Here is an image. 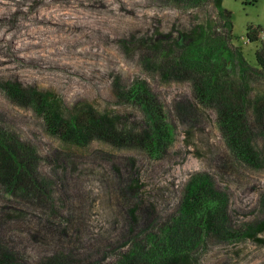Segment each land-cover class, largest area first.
I'll use <instances>...</instances> for the list:
<instances>
[{
    "label": "rangeland",
    "instance_id": "374dc122",
    "mask_svg": "<svg viewBox=\"0 0 264 264\" xmlns=\"http://www.w3.org/2000/svg\"><path fill=\"white\" fill-rule=\"evenodd\" d=\"M223 7L231 13L234 35L225 47L236 59L255 64L257 49L264 47V0H226ZM207 21L218 37L227 34L213 4L0 0V125L33 144L40 170L51 183V199L38 205L18 200L0 186V214L16 209L31 213L26 221L7 222L0 233L20 253L27 248L23 264H37L63 249L76 251L79 264L114 260L117 247L132 244L129 231L136 226L127 213L135 203L140 206V227L146 219L156 226L172 223L187 183L202 173L216 176V188L226 198V232H204L192 251V264H264V232L246 231L264 220V162L248 165L236 159L226 145L216 105L198 97L195 76L171 67L163 73L152 59L158 43L175 46L172 59L196 50L200 46L192 31ZM211 65L239 80L237 60L227 63L222 57ZM136 81L148 84L177 126L167 155L159 160L99 137L85 145L66 141L48 130L29 101L34 95H52L64 119L88 107L124 124L141 125L145 113L120 96V88ZM248 82L250 101L264 95L262 73ZM258 132L255 144L264 152V134ZM60 176L65 178L55 184ZM130 178L140 181L138 200L125 187ZM44 220L54 224L42 227ZM65 227L67 239L61 235ZM79 239L88 250L80 248Z\"/></svg>",
    "mask_w": 264,
    "mask_h": 264
},
{
    "label": "trees",
    "instance_id": "16d2710c",
    "mask_svg": "<svg viewBox=\"0 0 264 264\" xmlns=\"http://www.w3.org/2000/svg\"><path fill=\"white\" fill-rule=\"evenodd\" d=\"M184 1L188 5L199 7L213 4L217 15L228 28L227 34L218 37L213 32L212 23L207 21L208 25L204 26L202 23L192 31L197 39V46H200L196 50L172 59L175 46L158 43L153 48L156 55H152V59L163 73L165 68L167 70L171 67L174 72L195 76L198 97L203 102L215 104L218 109V121L232 155L248 165L260 164L264 162V152L255 144V139L259 134L258 130L261 129L260 134H264V95L250 101L248 80L257 73L264 75V47L257 49L255 64L240 57L236 59L224 44L225 40H232L234 36L231 13L223 7L226 0ZM249 39L256 42L250 35ZM222 57L227 63L237 60L241 67L238 81L231 80L230 75L211 65V60H221ZM9 91L16 96H24L15 89ZM120 96L122 100L133 103L145 113V120L141 125L124 124L99 115L88 107L75 111L68 119H64L60 113V105L52 95H34L29 101L33 102L35 111L44 118L48 130L66 141L85 145L92 137H99L118 145L134 146L154 159L165 157L177 128L170 121L166 106L144 81H136L128 89L120 88ZM119 172L120 170L117 171L118 174ZM64 178L65 176H60L58 181H54L55 184H59ZM216 179V176L210 173L194 175L186 185L179 214L172 219V223L156 226L146 219L143 227H140L143 222L139 215L140 206L135 203L127 213L130 224L136 226V229L130 227L132 229L129 231L131 239L133 238L132 244L125 249L117 247L114 260L106 264H192V251L200 245L204 232H226V198L218 192ZM49 181L47 173L40 170V156L33 144L20 139L0 125V186L5 192L18 200L30 199L38 205L39 202L51 199ZM127 186L129 196L138 200L141 191L139 179H128L125 187ZM15 211L16 213L0 214V233L7 222H17L21 219L23 222L26 221L24 219H29L31 214L26 209ZM52 215L59 214L53 211ZM32 224L33 222L28 220V225ZM44 224L54 223L44 220L40 226L43 227ZM68 230L67 227L61 230L63 238H68ZM258 230L264 232V220L249 226L246 231L255 233ZM80 242L79 239L80 248L88 250L87 247H82ZM25 250L27 251V248ZM26 251L20 253L15 243L0 237V264L25 263ZM107 252H103L105 259H109ZM77 254L76 251L66 252L63 249L54 255L45 256L37 264H79L74 259Z\"/></svg>",
    "mask_w": 264,
    "mask_h": 264
}]
</instances>
